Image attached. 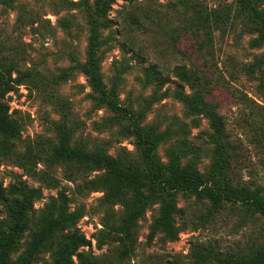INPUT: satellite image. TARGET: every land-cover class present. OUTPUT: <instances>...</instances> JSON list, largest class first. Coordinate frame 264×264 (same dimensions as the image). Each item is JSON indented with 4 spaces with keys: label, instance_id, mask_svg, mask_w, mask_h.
<instances>
[{
    "label": "rangeland",
    "instance_id": "1",
    "mask_svg": "<svg viewBox=\"0 0 264 264\" xmlns=\"http://www.w3.org/2000/svg\"><path fill=\"white\" fill-rule=\"evenodd\" d=\"M94 2L0 0V59L16 61L23 75L22 83L6 94L9 112L21 132L12 141L16 159L0 156V184L8 188L24 180L42 193L27 213L28 226L10 255L11 263L21 264L39 212L49 196L59 194L67 198V210L81 216L77 226L90 239L97 264H194L192 251L199 248L220 254L253 253L264 245V218L239 202H225L214 211L211 202L192 189L167 197L176 209V239L160 231L149 238L164 203V198L152 196L134 223L129 249L123 250L120 241L97 248L98 231L117 224L122 213L120 204L107 202L100 189L88 185L104 170L81 172L39 161L34 171H28L22 165L24 158L19 155L25 154L29 143L41 142L44 151H52L60 123L70 131L71 145L101 149L108 156L121 155L141 164L135 137L125 130L131 122L100 101L77 67L88 59V13ZM224 3L237 7L236 0ZM187 4V0H134L131 4L113 0L102 19L109 25L99 30L95 50L99 74L107 88L114 89L117 101L139 114V124L154 140L161 164H168L175 152L182 172L205 177L216 159L212 129L205 116L189 111L176 95L191 94L194 89L181 81L175 67L196 65L206 75L208 98L217 105L237 154L233 182L264 199V63L253 74L242 69L264 56V45L250 46L256 34L242 33V20L223 32L213 30L212 36L194 37L192 25L188 27ZM149 65L161 71L165 81L148 79L145 68ZM0 220L8 225L4 213ZM53 256L54 246L37 249L32 264H50Z\"/></svg>",
    "mask_w": 264,
    "mask_h": 264
},
{
    "label": "trees",
    "instance_id": "2",
    "mask_svg": "<svg viewBox=\"0 0 264 264\" xmlns=\"http://www.w3.org/2000/svg\"><path fill=\"white\" fill-rule=\"evenodd\" d=\"M112 1L95 0L93 10L88 13V59L84 63H78L77 67L99 94L100 101L113 113L131 122L125 126V130L135 137V144L142 158L141 164L121 155L108 156L101 149L94 151L87 150L84 146L71 145V133L60 123L57 126L58 142L52 151H44L41 142L29 143L25 154L19 155L24 158L22 165L28 171H34L35 164L39 161L47 164L58 163L65 169L75 168L81 172L104 170L102 175L88 181V185L100 189L107 202L120 204L122 213L117 224H108L106 228L98 231L95 237L97 248L120 241L123 250H127L125 247L129 249L134 223L152 196L164 198V203L151 224L149 238L160 231L169 239H176L177 230L173 220L176 209L172 200L168 199L175 192L187 189L194 190L199 197L210 201L214 211L225 202H239L264 218V199L232 180L237 154L229 141L224 119L219 114L217 105L208 98L210 88L206 75L200 74L196 65L189 69L175 67L181 81L194 89L191 94L178 92L176 95L189 111L205 116L212 129L216 159L205 177L182 172L175 152L171 154L168 164H161L156 157L154 140L143 132L139 124V114L121 105L116 99L114 89L107 88L99 74L95 50L98 47L99 30L109 25V21L102 19L107 17ZM121 1L131 4L134 0ZM187 1L190 3L187 4L190 12L188 27L192 25L189 28L194 37L207 34L212 36L213 30L222 31L228 25L233 26L238 20H242L244 24L241 32L256 34L250 46L256 48L264 45L263 0H236L235 9L225 4L224 0ZM221 8L224 9L222 13ZM203 43L204 41L199 42V47ZM262 63L264 56L259 57L257 62L245 64L242 69L253 74ZM15 64L16 61L6 63V57L0 59V156L3 158H14L12 141L21 132L20 124L11 117L6 100V94L14 91L23 80V75ZM145 74L148 79H161V82L166 77L154 65L147 66ZM261 90L264 97V86ZM41 195L39 188L29 186L24 180H16L8 188L0 184V213L8 218L7 226L0 220V264H12L10 255L15 251L17 241L28 226L27 213ZM80 217L77 212L67 210L65 196H49L48 202L38 214L33 240L25 251L21 264H32L33 253L48 246H54V256L50 264H97L90 239L77 226ZM58 234L61 239H57ZM86 247L88 248L85 249ZM192 252L195 257L194 264H264V245L249 255L232 252L220 254L201 248Z\"/></svg>",
    "mask_w": 264,
    "mask_h": 264
}]
</instances>
